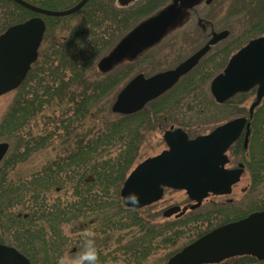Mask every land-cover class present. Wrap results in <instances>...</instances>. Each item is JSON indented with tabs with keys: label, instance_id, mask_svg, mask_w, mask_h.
Returning <instances> with one entry per match:
<instances>
[{
	"label": "trees",
	"instance_id": "16d2710c",
	"mask_svg": "<svg viewBox=\"0 0 264 264\" xmlns=\"http://www.w3.org/2000/svg\"><path fill=\"white\" fill-rule=\"evenodd\" d=\"M31 1L63 10L79 0ZM233 13L235 20L247 16L264 32V0H233ZM32 15L0 0V34ZM121 16L112 3L90 0L75 16L47 17L37 61L0 118V142L9 144L0 164V244L14 247L32 264H58L69 244L63 232L67 226H73L72 233L99 237L97 264H146L160 253L168 260L213 228L264 210V100L253 114L247 149L239 142L230 148L235 156L240 151L250 175L241 203L231 209L218 205L215 211L198 208L163 222H157L159 213L151 214V206H125L120 189L147 136L174 124L184 128L185 122L173 117L182 109L202 116V86L213 77V64H199L141 111L113 114L114 94L123 78L115 72L101 76L95 64L118 37L115 26L126 29ZM243 39L230 52L241 48ZM251 92L237 94L224 105H239ZM42 153L50 156L32 171H20ZM246 262L264 264L251 257L237 258L236 264Z\"/></svg>",
	"mask_w": 264,
	"mask_h": 264
},
{
	"label": "water",
	"instance_id": "95a60500",
	"mask_svg": "<svg viewBox=\"0 0 264 264\" xmlns=\"http://www.w3.org/2000/svg\"><path fill=\"white\" fill-rule=\"evenodd\" d=\"M39 15L65 17L80 10L88 0H81L65 11H50L35 7L23 0H11ZM126 3L130 0H120ZM201 0H174L157 17L138 26L99 63L97 68L108 71L129 53L158 42L182 12ZM211 0H207L209 3ZM179 4V5H178ZM45 24L40 18H31L9 27L0 35V96L16 89L24 80L30 66L37 60ZM226 32L212 34L211 40L176 68L150 78L137 75L118 93L111 106L117 115H131L170 90L181 77L194 69L212 45L223 40ZM256 88L247 117H237L217 126L207 135L189 139L180 128L164 131L166 150L135 166L125 179L120 197L127 208L142 209L163 197L165 189L182 191L193 203L189 208L172 206L162 217H180L194 210L209 195L226 196L240 181L243 165L226 170V152L245 130L243 148H247L250 121L264 98V36L250 40L234 53L223 72L212 79L210 94L217 104H223L236 94ZM9 150V144L0 143V163ZM250 256L264 261V210L254 212L238 221L219 226L182 248L166 264H219L224 260ZM0 264H31L15 248L0 245Z\"/></svg>",
	"mask_w": 264,
	"mask_h": 264
},
{
	"label": "flooded vegetation",
	"instance_id": "af4514ba",
	"mask_svg": "<svg viewBox=\"0 0 264 264\" xmlns=\"http://www.w3.org/2000/svg\"><path fill=\"white\" fill-rule=\"evenodd\" d=\"M80 1L81 0H79L75 5H77ZM89 1L90 0H88L85 5H87ZM100 2L112 3L117 11L122 12V16L120 17V19H122L123 17L124 21L126 20L127 22V27L124 31H122L119 27L115 26L118 32V37L116 38L114 44L109 48V50L101 58H99L95 64L96 72L101 76H105L115 72L117 73L118 77L124 78L127 76L129 78V79L125 78L127 80H125L124 84L120 86L118 91L114 94V99L117 97L119 91L123 88V86L137 75H142L144 78L147 79L159 73L176 68L179 64L187 60L199 49L204 47L211 40L212 34L226 32L227 36L223 40L216 43L215 45H212L209 48V51L200 59V61L197 64V66L202 63H205L207 66L213 64V77L211 78V80L215 76L223 72L229 58L233 54L232 51L230 52V49L232 48L234 43H238L239 41L242 40V37L244 36L248 37V35L249 37L246 40L247 42L257 37L264 36V32L262 33L258 32V30H261V27L260 26L256 27L254 25V22H252L248 18L246 22V26L244 28L245 30L242 32V34H240V36L234 39L233 34L235 29V15L233 13V0H211L209 3H207V0H201L198 4L193 5L185 10L182 8V12L179 15L178 19L173 23L171 27H169V29L166 31V33L162 36V38L158 42L144 49L138 48V51L129 53L127 55L129 56V58L126 57L120 59L114 65H112V67L108 69V71L102 72L97 68L98 63L103 58L107 57L122 40H124L130 33H132V31H134V29L146 23L147 21L157 17L163 10H165L170 5H172L174 3V0H130L126 3H122V1L120 0H100ZM75 5L71 6L70 8L74 7ZM35 6L41 9H45L38 5ZM84 6L82 8H84ZM67 9L52 10V11H64ZM80 10H78L77 12H79ZM77 12H75L72 15L75 16ZM123 12L125 16L123 15ZM220 14H222L221 17ZM35 17L42 19L45 24V31L42 37V42L38 49V53H39L47 29L45 23V19L47 17L33 13V15L29 19ZM52 18H61V17H52ZM220 65H223V67L220 70H218V67ZM194 69H192L189 73H191ZM188 74H186L185 76H187ZM185 76L181 77L178 83ZM206 83L207 82H205L204 85ZM204 85L202 86L203 88ZM17 89L8 92L6 95L10 94L14 96ZM208 92L210 94L209 88H208ZM227 121H224L219 125H222ZM171 127L174 126L172 125L169 126L168 128ZM213 129L211 131H213ZM244 135H245V131L243 130L241 132L239 139L237 140V142L240 143L242 149H243ZM227 157H228V162L225 165V169L228 170L236 169L239 167L240 164H242L244 171L243 174L245 173L246 165L243 162H237L236 164L232 163L230 148L227 151ZM213 197H224V196H213Z\"/></svg>",
	"mask_w": 264,
	"mask_h": 264
},
{
	"label": "rangeland",
	"instance_id": "374dc122",
	"mask_svg": "<svg viewBox=\"0 0 264 264\" xmlns=\"http://www.w3.org/2000/svg\"><path fill=\"white\" fill-rule=\"evenodd\" d=\"M29 3H33V2L30 0ZM212 10H213V8H212ZM221 16H222V14H220V17ZM76 19L77 18H73L72 22H76ZM247 20H248L247 16L245 17V19L239 18L238 20H235V29H234V34H233L234 39L236 37L240 36V34H242V32L245 30L244 28L246 26ZM242 28H243V30H242ZM243 38L244 37H242V39ZM246 40L247 39H243V41H244L243 44H245ZM223 65H220L218 67V70H220L223 67ZM125 78L129 79L127 76L124 77L123 83L125 82V80H127ZM210 80H211V78L204 85V88H203L202 93H201V95L205 97L202 116H196L194 113H191L189 111H185L183 109H182V111L178 112L177 114H174V116H173L177 120H179V121L183 120L185 122L183 129L190 132L192 136L193 135L198 136V135L207 134L214 127L223 123L224 121H227V120H230L233 118H237V117H241V116H246L247 112H248V108L254 99L255 91H252L251 94L247 95V98L245 100H243L239 105L236 104L237 106L236 105H234V106L217 105L211 99V96L208 92ZM123 83H121V84H123ZM121 84H120V86H121ZM120 86H119V88H120ZM12 98H13V95H10V94L5 95L3 97H0V118L2 117V115L7 110L8 106L11 103ZM184 108H185V106H184ZM170 126H172V125H170ZM173 126L178 127L176 124H174ZM163 131L164 130L156 131V132L152 133L151 135L147 136L145 142L141 146L140 159L138 160V163L147 159V158L156 156L160 152H162L163 150L166 149V146L162 140ZM239 152L240 151H238L236 156L232 155V153H231L232 163L236 164L237 162H243L246 165L245 161L243 160V156L240 155ZM48 156H50V155L43 154V153L39 154V155L35 156L34 158H32L26 165L20 167L19 169L22 172L28 173V171H32L34 168L39 166L41 164L40 162L44 159H47ZM249 188H250V175L248 173V169H247V165H246V171L241 176L239 183L233 188L231 195H229L227 197L209 196L207 199L203 200L202 205H201L200 209H198V210L202 211V212H204L208 209L215 211L216 210L215 206H218V205H228L227 209H229V208L231 209L234 204L237 205V204L241 203L244 198L246 199V194L249 191ZM54 197H57V196L53 195V198ZM226 202H228V203H226ZM190 204H191V202L188 200V198L184 192L166 190L164 192L162 199L159 202H157L155 205H152L151 206L152 209H149V210H150L151 214L159 213V217L156 218V220H157V222H163L166 220L162 217V212L164 210H166L167 208L172 207V206H178L180 208H187ZM191 205H193V204H191ZM226 210L223 211L224 214H226L225 212H228ZM188 212H191V211H188ZM231 212L232 211H229V213H231ZM229 213H227L229 218H232L233 215H231ZM144 214H146V213H143V215ZM170 219H174V218L172 217ZM170 219H168V220H170ZM72 227L73 226H67L63 229L64 234L69 239V244L67 245V248L64 252V255L61 258V260L58 262V264H76L77 260L79 258H81L82 254L85 253L86 242L89 240L93 241L94 245L97 246L96 240H98L99 237L94 236L93 233H87L90 235H86V233H84V234L72 233V229H71ZM111 247H113V246H110V248ZM163 255H164V253H160L154 257L149 258L147 260L146 264H159V261H161V264L163 262L166 263L167 260L164 259ZM233 259L234 260H231L227 264H236L237 258H233ZM107 264H122V263H121V261H114V262L108 261ZM246 264H254V263L246 262Z\"/></svg>",
	"mask_w": 264,
	"mask_h": 264
},
{
	"label": "clouds",
	"instance_id": "9594fccd",
	"mask_svg": "<svg viewBox=\"0 0 264 264\" xmlns=\"http://www.w3.org/2000/svg\"><path fill=\"white\" fill-rule=\"evenodd\" d=\"M86 235H90V234L86 233ZM84 261H87V264H97L98 255L94 242L91 240L86 242L85 253L82 254L81 258L77 260L76 264H84Z\"/></svg>",
	"mask_w": 264,
	"mask_h": 264
}]
</instances>
